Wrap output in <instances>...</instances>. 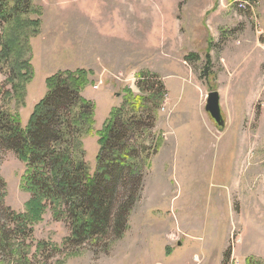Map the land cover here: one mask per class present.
<instances>
[{
	"label": "rangeland",
	"instance_id": "1",
	"mask_svg": "<svg viewBox=\"0 0 264 264\" xmlns=\"http://www.w3.org/2000/svg\"><path fill=\"white\" fill-rule=\"evenodd\" d=\"M33 1L41 9L40 32L29 41L33 77L24 82L19 103L7 65L0 66V111L17 112L24 128L48 93V77L90 70L83 91L97 104L87 99L95 104V125L81 140L85 161L94 172L98 131L113 112L137 114L143 120L128 146L143 166V184L117 240L67 244L69 223L47 209L26 239L30 261L24 264H264V0H253L247 10L232 7L237 17L256 16L247 27L229 26L218 39L196 41L185 33L172 39L170 25L167 35L150 14L141 20V0ZM157 5L164 7L151 6L152 15ZM100 6L107 21L93 23L85 11ZM3 27L0 22V36ZM241 28L258 36L261 65L243 80L232 64L240 56L233 46ZM210 91L220 94L223 130L205 109ZM25 170L0 140V227L13 228L4 207L26 212L31 194L22 188ZM43 241L48 246L37 251ZM10 256L8 249L0 253V264H11Z\"/></svg>",
	"mask_w": 264,
	"mask_h": 264
},
{
	"label": "trees",
	"instance_id": "2",
	"mask_svg": "<svg viewBox=\"0 0 264 264\" xmlns=\"http://www.w3.org/2000/svg\"><path fill=\"white\" fill-rule=\"evenodd\" d=\"M40 15L41 9L33 0H0V22L4 26L0 66L7 65L8 80L19 103H23L24 82L33 77L29 41L40 32ZM90 74V70L78 69L48 77V93L36 104L24 128L17 112L8 108L0 111V140L24 162L22 188L31 194L25 213L3 209L13 228L8 223L1 225L0 253L8 249L14 259L11 264L30 261L26 239L47 209L55 219L69 223L71 234L66 243L80 246L121 238L141 198L143 166L128 141L142 117L133 114L124 118L120 111L113 112L98 131L101 147L96 170L91 172L85 161L81 140L94 131L95 104L81 92L89 84ZM159 84L164 88L162 82ZM47 246L39 242L37 251Z\"/></svg>",
	"mask_w": 264,
	"mask_h": 264
},
{
	"label": "crops",
	"instance_id": "3",
	"mask_svg": "<svg viewBox=\"0 0 264 264\" xmlns=\"http://www.w3.org/2000/svg\"><path fill=\"white\" fill-rule=\"evenodd\" d=\"M181 0H173V1H163V0H155L154 4H149L148 0H141L139 5V13L142 15L141 20L143 18H150L152 21H155V27L159 30H162V27H158L157 25H164L165 33L167 34V25H170L171 30V38L174 39V35L180 36L181 34H186V38L190 39V41L207 39L210 38L218 39L219 36L222 35L223 31H226V28L229 26H237L238 24H243V26L250 25V18L247 16H235L231 9L235 7V0H184V6L180 8ZM157 3H161L164 7H160L157 5L156 7V15L151 14V6H154ZM151 7V8H150ZM260 7H263L260 5ZM104 7H99L94 9H88L86 14L92 18L93 23H99L107 20H103V10ZM260 8H258L259 10ZM169 11V12H168ZM242 11V10H240ZM91 13V14H90ZM234 27V28H235ZM233 28V29H234ZM238 36L236 45L233 46L234 51H237L235 55L237 58L232 62L233 65L237 68V71L240 72L238 75L240 80L245 79L246 73H250L253 71H257L260 68V61L257 59L259 48L256 47V36L253 32L243 31L242 28L237 30ZM168 35V34H167ZM227 35V33H226ZM228 36V35H227ZM168 38V37H167ZM251 41L250 43L241 41ZM240 43H242L240 45ZM194 53L198 51L195 49ZM192 53V54H194ZM244 55H249V57L245 58ZM257 57V58H256ZM246 60V61H245ZM231 67L230 63H228ZM229 79L226 80L228 82ZM232 84H238V80H231ZM251 86L254 85L252 80L250 81ZM87 91H83L82 95L86 99H91L96 103V100L86 96ZM97 104V103H96Z\"/></svg>",
	"mask_w": 264,
	"mask_h": 264
},
{
	"label": "water",
	"instance_id": "4",
	"mask_svg": "<svg viewBox=\"0 0 264 264\" xmlns=\"http://www.w3.org/2000/svg\"><path fill=\"white\" fill-rule=\"evenodd\" d=\"M205 109L215 120L220 129L223 130L225 128V119L222 114L220 94L218 91H210L208 93Z\"/></svg>",
	"mask_w": 264,
	"mask_h": 264
},
{
	"label": "built area",
	"instance_id": "5",
	"mask_svg": "<svg viewBox=\"0 0 264 264\" xmlns=\"http://www.w3.org/2000/svg\"><path fill=\"white\" fill-rule=\"evenodd\" d=\"M235 6L239 10H247L253 8V0H235Z\"/></svg>",
	"mask_w": 264,
	"mask_h": 264
}]
</instances>
